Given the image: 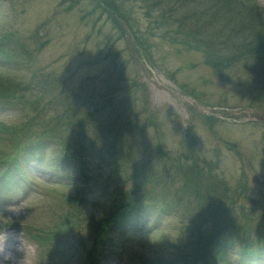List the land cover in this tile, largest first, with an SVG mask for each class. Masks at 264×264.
<instances>
[{
  "label": "rangeland",
  "instance_id": "obj_1",
  "mask_svg": "<svg viewBox=\"0 0 264 264\" xmlns=\"http://www.w3.org/2000/svg\"><path fill=\"white\" fill-rule=\"evenodd\" d=\"M242 1L247 7L255 8L254 11L264 13L261 0ZM96 2L0 1V90L9 85L21 102L12 108H0V124L15 129L18 134L23 132L21 143L28 142L35 146L33 142L42 141L38 135L46 138L42 141L46 148L43 158H30L27 167L24 159H19L26 179L33 183L28 194L25 195L24 192L28 190L22 188L0 194L1 199L10 202L9 205L0 206V225L29 224L50 229L61 212L68 210L58 192L73 194L74 189H65L62 183L67 174L75 176L76 169L66 165L57 167L56 150L61 152L64 146L57 145L56 138L49 141L50 134L56 131L63 138L66 148H72L71 151L79 149V144L94 142L93 129L101 122L98 115L86 117L91 116L90 111L94 110L85 109L84 99L89 98L92 105L100 107L101 93H108L109 88L116 87L109 95L113 99L107 106L109 111L115 112L114 116L119 115L120 120L136 119L141 123L154 119V126L147 123L148 136L153 146L162 144L164 151L172 155L185 151L181 143L184 136L190 133L193 136L192 146L199 157L205 156L210 164L219 159L218 168L213 173L209 170V164L203 167L202 174L206 177L222 176L224 189L229 195L240 192L239 182L243 178L247 182L246 193L253 204L242 197L240 207L253 220V224L263 216L260 220H263L261 228L264 229V184L258 185L252 181L254 174L264 178V122L256 120V117L264 118V99L257 96L260 91H255L257 88L264 90V78L261 79L264 76V51L263 54L261 51L246 54L245 58L233 62L225 70L214 71L204 64V55L200 51L181 44L188 41V35L178 27L176 21L169 19L168 11L164 16L167 20H163V11L156 10L158 7L150 10L144 0L117 2L142 41V44L135 45L133 40L129 46L130 36L125 31L129 30L128 27L123 24V35L106 13L99 17L102 11L97 8ZM177 14L173 15L178 21L180 17ZM246 19L250 23V19ZM258 23L261 25L256 27V31L264 33V15ZM248 30L241 32L249 35ZM131 50L136 52L141 66L150 77L178 93H192L206 106L220 111L228 110L230 117L214 115L218 121L210 123L200 117L189 119L188 108L191 106L176 101L168 92L153 88L134 64ZM104 78L109 82L107 86L101 82ZM93 89L97 90L95 94H92ZM56 97L61 99L62 105L51 106L50 101ZM65 107L69 110L63 118V125L60 116ZM80 123L83 129L88 128L85 134H80ZM71 128L72 135L69 134ZM81 136L82 139L78 140ZM16 138L0 132V151L14 153ZM97 140L100 152L109 148V145ZM111 142L109 151H114L116 142ZM231 143L235 144L236 152L229 148ZM153 150L154 147L150 150L146 147L145 156L152 157ZM103 153L106 154L107 150ZM95 165L98 168L99 164ZM161 166L166 168L167 165L164 161L156 160L154 169L159 177L165 174ZM111 169L106 167L94 171L97 179L93 177L90 189L86 187L89 193L87 199L95 203L92 210L87 206L88 214H95L98 221L106 215L102 208L109 206V201L122 200L132 186L130 181L124 182L129 175L128 168H123L119 180L109 175ZM97 180L101 181L100 186L93 185ZM167 182V178H162L161 185L166 187ZM212 182V178H209L201 183L207 185ZM180 183L176 180L175 185L164 191L166 202H177L180 195L175 187ZM11 186L15 187V184ZM156 193L158 195V191ZM143 203H147L146 199H143ZM158 205L160 203L156 208L144 205L141 208L143 215L138 221L127 222L123 229H108V238L103 235L99 242L95 229L81 222L78 235L83 247L80 252L86 254L90 250L94 264H139V260H154L165 255L159 248L177 239L175 234L181 225L180 214L185 215L179 205L178 212L172 211L170 215L158 217ZM0 231L4 234L5 228ZM10 235L14 238L15 254L7 253V261H0L1 264L46 263H39L37 247L30 239H23L18 231ZM76 235L63 237L51 247H66L73 239L75 241ZM240 247L239 241L234 242V250L229 252L227 262L222 264H238ZM51 252L55 254L51 250L47 255Z\"/></svg>",
  "mask_w": 264,
  "mask_h": 264
},
{
  "label": "trees",
  "instance_id": "obj_2",
  "mask_svg": "<svg viewBox=\"0 0 264 264\" xmlns=\"http://www.w3.org/2000/svg\"><path fill=\"white\" fill-rule=\"evenodd\" d=\"M96 1L97 8L102 11L99 17H102L103 12L106 13L108 18L120 28L123 35L125 31L129 34L126 29L125 31L123 29V24H125L133 37L135 45L142 44L137 30L128 21V16H124V13L121 12L117 4L120 0ZM246 1L249 2V0ZM144 3L150 10L158 7L156 10L163 11L162 18L166 16L165 11H168L169 19L176 21L178 27L188 35V41H182L181 44L200 51L204 55V64L214 71L225 70L233 62L245 58L246 54L252 55L260 51L263 54L264 33L257 32L256 27L261 25L258 22L264 13L259 12L257 9V12L254 11L255 8L251 6L247 7L242 0H144ZM177 12L181 14H177ZM173 14L180 17L178 21L174 19L175 15ZM246 18L250 19V23L246 22L248 21ZM163 20H167V18L165 17ZM243 29H249L250 34L244 35L241 32ZM263 78L264 76L261 79ZM101 82L106 86L109 84L106 78ZM7 86V88L4 87L5 89L0 90V108L8 109L21 103L17 98L16 91L11 89L9 85ZM115 88H109L108 93H101L99 101L102 102V105L100 107L92 105L89 98L84 99L85 109L91 108L94 110V112L90 111L91 116L86 117L93 118L94 115H98L101 122L98 127L93 129L94 136H92V140L94 142L79 144V149L71 151L72 148H66L67 145L64 144L63 138L59 137L56 131L50 134L49 141L56 138L57 145L64 146L61 152L58 149L56 150L57 167L63 165L74 166L76 174L75 176L67 174L62 184L65 189H74L71 192L73 194L64 191L58 192L62 202L68 206V210L61 212L57 217L58 221L50 229L32 225H26L24 228L27 235L39 245L42 251V260L46 262L45 264H94L90 250L86 254L80 252L83 247L78 235L82 227L81 222L82 225L89 224L95 229L98 233V237H96L99 242L102 233L113 227H120L126 222L138 221L143 215L141 213L143 209L141 208L144 205L155 208L157 203H160L158 205V212L160 213L158 216L170 215L172 211L178 212L179 205H181L182 214L185 217L179 213L181 225L175 234L177 239L160 246L159 250L165 252V255L154 260H139V264H222L227 262V256L232 249L234 250L233 246L236 241H239L241 246L238 264L264 263V229L261 228L263 220H260L263 219V216L253 224V220L248 217L247 213H243V208L240 207L242 197L253 204L246 193L247 182L241 178L239 182L240 192H233L229 195L224 189L223 184L225 183L222 176L217 174L210 177L204 176L202 169L210 163L206 161L205 156L199 157L195 153L192 146L193 136L190 133L184 136L181 143L185 151L177 155L166 153L162 144L156 143L153 146L152 139L148 136L147 123L154 126V119L153 121L146 120L144 123L136 119L132 121H128V119L120 120L119 115L114 116L115 112L109 111L107 108L111 99H113L109 95L115 91ZM255 91H260L257 92V96L264 99V90H258L257 88ZM96 92L97 90L93 89L92 94ZM189 94L193 95L192 93ZM49 104L51 106L62 105L61 99L57 97L51 100ZM69 104L67 106L70 109ZM69 109L65 107L64 113L60 116L63 125V118H65ZM190 117L191 120L192 117H200L206 123L218 121V118L201 115L194 109H191ZM80 125V134H85L88 128L83 129V125L81 123ZM0 132L17 137L14 153L0 151V168H5L7 164H10V166L13 164L14 173L19 179L16 185L21 187L24 185L20 184H25L28 188L30 182L24 176L19 159L22 158L27 163L30 158H43L46 148L42 141L46 138L43 135H38L42 141L33 142L35 145L33 146L32 143H21L23 132L18 134L15 129L4 124H0ZM69 134H73L72 128ZM81 139L82 136L78 140ZM97 139L109 145V148L112 144L111 141L116 142L115 146L117 148L114 151H109V148H107L106 154L103 153L106 150L100 152ZM65 143L68 144L67 141ZM228 146L236 152L234 149L235 144L231 143ZM146 147L149 150L154 147L152 157L145 156L144 150ZM156 160L159 162L164 161V164L167 165L166 168L161 166L165 176L161 175L159 177L157 175L158 172L154 169ZM218 162L219 159L217 158L214 163L208 166L210 172L213 173L218 168ZM97 163L99 164L98 168L95 165ZM106 167H112L109 175L118 180L121 179L120 174H123V168H128L129 175L125 177L124 182L130 181L132 186L128 195H125L122 200L119 202L109 201L110 205L102 208V212L105 210L106 215L101 221H98L95 214H88L87 206H90V210H92L95 208V203L87 199L89 193L86 192V187L88 186V189H90L92 186L89 185L90 181L96 176L93 175V172L106 169ZM6 170L2 172L0 169V187L3 186L1 183L8 177V173L13 177L12 173ZM95 178L97 179V177ZM162 178L168 179L166 187L161 185ZM209 178H212V183L207 185L201 183L202 180L208 181ZM176 180L181 182L175 187L180 196L177 202L170 204V202H166L164 191L175 185ZM100 183L101 181L98 182L97 180V183L93 185L100 186ZM155 191H158V195L155 194ZM143 199H146V204L143 203ZM73 234H77L75 241L73 239L66 247L59 244V247H51L59 242L61 238L68 235L70 238ZM51 250L55 251V254L53 255V252H51L47 255Z\"/></svg>",
  "mask_w": 264,
  "mask_h": 264
},
{
  "label": "water",
  "instance_id": "obj_3",
  "mask_svg": "<svg viewBox=\"0 0 264 264\" xmlns=\"http://www.w3.org/2000/svg\"><path fill=\"white\" fill-rule=\"evenodd\" d=\"M153 84H155V85H157V83L156 82H153ZM157 87H159V85H157ZM179 99H182L181 97H179V96H177ZM182 100H184V101H186V102H189V100H186V99H182ZM253 180L256 182V183H258V184H263L264 183V179L261 177V176H259V175H255V176H253Z\"/></svg>",
  "mask_w": 264,
  "mask_h": 264
},
{
  "label": "bare ground",
  "instance_id": "obj_4",
  "mask_svg": "<svg viewBox=\"0 0 264 264\" xmlns=\"http://www.w3.org/2000/svg\"><path fill=\"white\" fill-rule=\"evenodd\" d=\"M1 255H2V258H3V252L1 253ZM2 258H0V259H2Z\"/></svg>",
  "mask_w": 264,
  "mask_h": 264
},
{
  "label": "clouds",
  "instance_id": "obj_5",
  "mask_svg": "<svg viewBox=\"0 0 264 264\" xmlns=\"http://www.w3.org/2000/svg\"><path fill=\"white\" fill-rule=\"evenodd\" d=\"M261 3H264V0H261Z\"/></svg>",
  "mask_w": 264,
  "mask_h": 264
}]
</instances>
